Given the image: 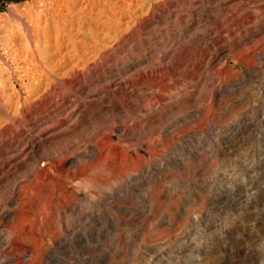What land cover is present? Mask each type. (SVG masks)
I'll return each mask as SVG.
<instances>
[{
  "label": "rangeland",
  "instance_id": "374dc122",
  "mask_svg": "<svg viewBox=\"0 0 264 264\" xmlns=\"http://www.w3.org/2000/svg\"><path fill=\"white\" fill-rule=\"evenodd\" d=\"M48 1L0 0L2 125V107L18 108L24 129L29 111L39 109L51 117L58 113L56 94L35 99L33 90L40 84L20 69V53L31 49L33 41L31 21L37 13L50 16L43 11ZM207 1L168 0L164 10L158 3L152 32L122 33L131 37L103 49L83 73L86 82L103 73L111 84L128 80L138 85L125 93L110 87L107 101L92 105L112 109L108 114L115 120L107 133L127 152L120 158L127 171L103 173L99 165L115 159L106 158L94 162L92 184L79 182L80 199L91 193L93 203H83L76 220L82 236L74 248L78 256L57 253L64 264H264V58L259 57L264 38L254 39L257 45L231 47L264 26V0H234L217 11L211 7L225 0ZM102 4L91 7L100 11ZM72 6L70 14L82 26L85 44L106 45L99 37L108 26L94 22L89 4L82 14L79 3ZM228 47L208 64L218 49ZM142 60L149 62L135 65ZM158 62L168 64L151 74ZM139 98L145 113L131 107ZM90 113L83 133L96 132L107 117ZM134 123L142 136L138 153L117 134L118 125ZM54 244L53 239L38 244L28 264H52L45 254L50 256Z\"/></svg>",
  "mask_w": 264,
  "mask_h": 264
},
{
  "label": "bare ground",
  "instance_id": "6f19581e",
  "mask_svg": "<svg viewBox=\"0 0 264 264\" xmlns=\"http://www.w3.org/2000/svg\"><path fill=\"white\" fill-rule=\"evenodd\" d=\"M167 1L51 0L45 4L43 11L52 19L37 13L36 18L31 21L33 41L31 49L20 53L19 57L23 61L20 69L24 76L31 77L33 82L40 84L33 90L37 95L35 99L40 100L53 91L56 94L55 104H61L58 113L52 117L49 112L39 109L27 112L26 129L22 128L18 108L12 111L1 108L4 121L3 125L0 124V264H28L35 255V247L38 244H47L51 239L55 241V248L50 256L49 252L45 255L52 264H64L57 256L61 251L69 252L73 258L78 256L74 248L82 236L76 220L81 216V205L93 203L90 200L91 193H87L83 200L80 199L77 190L79 182L92 184V174L96 171L94 162L106 158L115 159L99 165L103 173L112 176L127 171L120 161V158H125L127 152L122 146L113 144L112 134L107 133V125L115 120L108 114L112 109L103 107L101 103L98 104L99 109L93 108L92 105H97L98 100L107 101V96H110L107 90L110 87H115L116 93H125L128 87L134 88L138 85V82L128 80L111 84L107 74L103 73L86 82L83 73L100 59L103 49L131 37H125L122 33L136 29L139 32H152L150 27L154 24V12L158 3H162L161 8L164 10ZM233 1L225 0L211 9L217 11L219 7ZM99 2L103 3V9L100 11L99 8L91 7L95 3L98 6ZM76 3L80 4L78 14L90 7L89 16L94 22L101 21L102 25L108 26L100 31L99 37L101 41L106 39V45H97V41L85 44L84 30L79 23L74 22V16L70 14L72 9L69 6ZM165 11L168 14L171 12L169 9ZM146 17L149 18L142 21ZM249 19L255 17L251 16ZM59 29H62V33ZM263 34L264 26L254 30L248 40H235L231 47L237 50L255 42L257 45L259 41L253 40L264 38ZM12 40L15 42L14 38ZM220 49L212 55L209 65L229 51V47ZM259 57L263 59L264 52H261ZM148 62L149 60H142L135 65ZM167 64L161 65L158 62L151 74L165 69ZM204 68L198 66V69ZM144 78L145 75L142 74L139 79L143 81ZM63 90H66L67 94L62 95ZM88 98L93 101H88L87 104L85 99ZM141 102L142 99L139 98L131 107L139 113H145ZM91 110L102 112L107 117L96 132L83 133V123L89 119ZM20 113L23 115L24 110ZM59 115L62 116L61 119H57ZM104 116L101 117L104 119ZM138 128V123L120 124L117 127L118 139L124 143L132 142L135 147L133 150L137 153L138 148H143L140 145L142 136L136 131ZM36 142L39 145L37 150ZM136 168L141 170L140 165ZM46 189H49V193L45 192ZM33 193L37 194L35 198L31 197ZM57 230L60 232L56 235ZM15 250L18 255H13Z\"/></svg>",
  "mask_w": 264,
  "mask_h": 264
}]
</instances>
